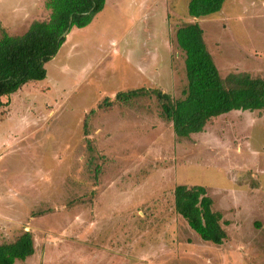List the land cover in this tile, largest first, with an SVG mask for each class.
Returning a JSON list of instances; mask_svg holds the SVG:
<instances>
[{
    "label": "rangeland",
    "instance_id": "1",
    "mask_svg": "<svg viewBox=\"0 0 264 264\" xmlns=\"http://www.w3.org/2000/svg\"><path fill=\"white\" fill-rule=\"evenodd\" d=\"M188 1L109 0L94 32L74 29L44 65V80L2 99L0 244L24 232L34 244L13 264H264V217H253V228L237 219L261 212L243 198L262 202L264 182L232 169L262 176L264 111L227 113L178 139L153 95L115 100L140 88L181 98L187 82L174 34L192 23L221 77L264 78V0H227L200 19L188 16ZM48 15L43 0H0V36H21ZM177 185L206 187L213 210L231 221L217 250L175 213ZM234 203L242 207L235 220ZM178 246L197 259L176 261Z\"/></svg>",
    "mask_w": 264,
    "mask_h": 264
},
{
    "label": "trees",
    "instance_id": "2",
    "mask_svg": "<svg viewBox=\"0 0 264 264\" xmlns=\"http://www.w3.org/2000/svg\"><path fill=\"white\" fill-rule=\"evenodd\" d=\"M226 1L189 0L187 14L192 19L204 18L220 12ZM105 4L106 0H43V7L49 12L47 19L32 21L21 36L3 31L0 36V108L4 105L3 98L15 94L28 82L44 80V65L56 56L70 31L88 26ZM68 27L67 35L61 37ZM174 39L184 56L187 84L182 97L172 99L160 90L140 88L119 92L115 100L127 103L153 95L160 116L171 124L178 139L202 133L207 124L224 114L264 110V78L244 72L221 77L197 23L178 27ZM173 196L175 213L190 229L203 241L223 243L227 236L221 226L222 215L212 210L213 202L204 186L177 185ZM33 254L34 244L29 232L11 243L0 244V264L24 261Z\"/></svg>",
    "mask_w": 264,
    "mask_h": 264
},
{
    "label": "crops",
    "instance_id": "3",
    "mask_svg": "<svg viewBox=\"0 0 264 264\" xmlns=\"http://www.w3.org/2000/svg\"><path fill=\"white\" fill-rule=\"evenodd\" d=\"M121 1V0H120ZM108 2H109V0H106V4H105V6H104V9L107 7V4H108ZM114 6H115V3L113 4ZM96 24V18H94L93 20H92V22L88 25V26H86L85 28H83V29H76V28H73L71 31H70V33L67 35V38H69V35L71 34V32H74L73 30L74 29H76V31L75 32H85V31H87V32H94L93 31V28H94V25ZM89 29V30H88ZM64 44L66 45L67 44V40L64 42ZM63 44V45H64ZM20 91V90H19ZM18 91V92H19ZM17 93V92H16ZM15 93V94H16ZM10 96H13V94L12 95H10ZM6 98V97H5ZM4 103V102H3ZM5 104V103H4ZM262 111H264V110H262ZM233 112H241V111H233ZM233 112H230V113H233ZM255 112H260V111H254V112H247L246 111V113H248V114H251V113H255ZM230 113H228V114H230ZM243 113V112H242ZM228 114H224V115H222V116H227ZM199 134H201V133H199ZM241 147L242 146H240L238 149V153L240 152V150H241ZM252 153H253V155H254V153H256V152H253L252 151ZM254 167H259V166H254ZM233 170L235 169V171L236 172H234V173H236V174H240V175H246V176H248L251 180H253V181H256V182H258L259 184H261L262 183V187H263V182H264V168L262 169V170H259V171H263V173H262V176H260V174H257V172L256 171H254L253 170V167H248L245 171H241V170H239L237 167H234V168H232ZM232 169H230V170H232ZM230 173H232V172H230ZM234 177V176H233ZM206 188V187H205ZM245 193H249V192H247L246 190H245ZM256 194H258V193H256ZM254 196V194H252V196L250 197V196H245L244 198H243V200H251V201H255L254 202V206H255V208H256V211H257V213H259V211L261 210V212L259 213V214H255V213H250V214H248V215H245L244 217L242 216V218L240 217V218H237V219H240L239 220V223H238V225H241V223H242V220H244V224H246L247 222H251V223H248V224H252L253 226L251 227V228H253V227H255L256 225L257 226H259L258 224H256L255 226H254V222H253V220H251L253 217H257V218H260V219H263V217H264V200L262 201V202H260V203H258L257 202V200L259 199L257 196L256 197H253ZM261 199H263V198H261ZM253 205V204H252ZM213 206V205H212ZM234 206L236 207V208H234L233 207V209H232V211H233V214H231V215H233L232 216V219H234L235 220V217L236 216H240V214H239V212L242 210V207H241V205H238L237 206V204L236 203H234ZM212 210H213V208H212ZM217 211V210H216ZM239 211V212H238ZM217 212H219L221 215H222V213L220 212V211H217ZM235 215V216H234ZM222 224H221V226H222V228H223V230L225 231V233H226V236H229V238H231V236L229 235V230H231V225H232V223L231 224H229V221L230 220H226V219H224V214L222 215ZM240 221H241V223H240ZM223 222H224V224H223ZM231 222V221H230ZM236 223V222H235ZM186 225H187V223H186ZM230 225V226H229ZM188 226V225H187ZM187 228H189V226L187 227ZM229 228V229H228ZM233 228V227H232ZM241 229V227H238V229H237V226H236V233H237V231L239 232V231H241L240 230ZM192 230V229H191ZM193 231V230H192ZM194 232V231H193ZM242 237H243V235L242 234H240ZM197 236H198V234H197ZM236 237H233V241H234V245L236 246V244L238 243H241V240H239V237H238V233L235 235ZM199 237V236H198ZM199 239L201 240V241H203L200 237H199ZM226 239H228V238H226ZM225 239V240H226ZM224 240V241H225ZM224 241H223V243H224ZM203 242H206V241H203ZM232 242V241H231ZM206 243H211V242H206ZM223 243L222 244H220V245H216V244H214L216 247H211V248H215L216 250L219 248V247H221L222 245H223ZM211 244H213V243H211ZM204 246H206V245H204ZM178 249H176L175 251H173V253L174 254H176V261H179V262H181V261H187V260H192V259H190V257H193V260L194 259H197V255L195 256V255H192V252L190 253L186 248H180V246H178L177 247ZM223 255H225V253H221L220 254V256L222 257ZM227 259V256L225 257V260ZM175 260V259H174ZM211 264H213V263H211Z\"/></svg>",
    "mask_w": 264,
    "mask_h": 264
},
{
    "label": "water",
    "instance_id": "4",
    "mask_svg": "<svg viewBox=\"0 0 264 264\" xmlns=\"http://www.w3.org/2000/svg\"><path fill=\"white\" fill-rule=\"evenodd\" d=\"M71 24V22L69 21V25ZM69 31V27L64 31V33L61 35V37H65L67 35Z\"/></svg>",
    "mask_w": 264,
    "mask_h": 264
}]
</instances>
